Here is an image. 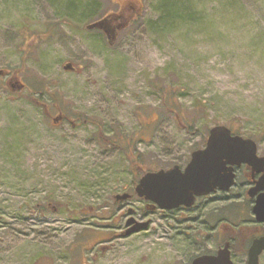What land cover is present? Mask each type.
Here are the masks:
<instances>
[{"label": "rangeland", "instance_id": "obj_1", "mask_svg": "<svg viewBox=\"0 0 264 264\" xmlns=\"http://www.w3.org/2000/svg\"><path fill=\"white\" fill-rule=\"evenodd\" d=\"M183 1L199 15L160 25L157 0H98L108 36L57 1L0 0V264H187L169 212L122 237L113 194L134 193L141 167L184 165L216 124L264 156V0Z\"/></svg>", "mask_w": 264, "mask_h": 264}, {"label": "water", "instance_id": "obj_2", "mask_svg": "<svg viewBox=\"0 0 264 264\" xmlns=\"http://www.w3.org/2000/svg\"><path fill=\"white\" fill-rule=\"evenodd\" d=\"M104 21L99 20L89 28L102 27ZM67 70H74L71 62L64 64ZM257 142L251 137L233 133L225 124H216L209 130L207 146L193 151L192 158L185 168L175 164L169 168H160L145 172L138 184L136 192L140 197L151 201L154 205L169 209L181 204L192 205L197 195L208 194L217 187L228 190L235 182L234 165L248 163L254 172H263L254 190L264 189V156L257 152ZM130 194L119 196L126 199ZM259 220H264V192L257 197L253 208ZM130 226L124 235L146 228L149 221H138L132 217ZM264 248V237L254 240L249 254L248 264H258L259 254ZM194 264H233L229 245L219 250L217 255H202Z\"/></svg>", "mask_w": 264, "mask_h": 264}, {"label": "flooded vegetation", "instance_id": "obj_3", "mask_svg": "<svg viewBox=\"0 0 264 264\" xmlns=\"http://www.w3.org/2000/svg\"><path fill=\"white\" fill-rule=\"evenodd\" d=\"M62 116V115H61ZM207 146V137L203 141V144L196 146L193 151L197 149H202ZM258 149V144H257ZM193 151L191 152L188 161L180 166L185 168L192 158ZM259 156H263L257 150ZM176 164V163H175ZM174 165V164H173ZM169 167V166H168ZM235 182L228 189L216 188L215 190L209 192L208 194L197 195L192 205L181 204L174 208L164 209L158 205H154L143 197H140L136 193V185L138 184L141 176L134 184V193H130L126 190L123 192H116L113 194L114 203L116 207L121 211L120 215L116 218L117 220L127 218L124 222L123 227H121L117 232H122V237H128L124 235V232L132 225L137 224V222H132L127 224L129 219L134 217L138 221H149L146 228L134 231L133 233H138L141 231H147L151 228H155L154 221L149 218V214L156 211L169 212L171 219L169 221L168 228L174 234L179 241L186 242L188 250L190 251L191 259L187 264H194L197 257L202 255H217L219 250L225 248L229 245L231 252V259L233 264L239 256H246V264L249 262V254L251 246L255 239L264 237V220H259L257 214L254 212L253 208L256 205L257 197L260 193L264 192V189L254 190V187L258 185V180L263 174V172H254L253 167L248 163H242L240 165H234ZM245 174L244 181H241V175ZM238 189V192H234ZM234 192V193H232ZM124 193L130 194L126 199H121L119 196ZM222 194L219 199L225 203L216 209L209 210L211 212L206 214V207L209 204L205 203V199L211 198L213 195ZM132 198L139 199L144 203V206L137 210L130 207L129 204L123 203L125 200L129 201ZM51 204L44 206L43 210L48 209ZM53 208L59 209L58 206L52 205ZM125 208L126 213L125 214ZM198 212V214H192ZM231 213V216L228 215ZM239 213H244V216L239 220H232L234 215ZM212 220L214 222H212ZM215 233L218 235V239L214 242L216 243V249L210 250L205 249L204 246L208 242V237L210 234ZM117 232L115 234H117ZM131 233V235L133 234ZM130 235V234H129ZM214 237V236H213ZM188 251V253H189ZM187 253V254H188ZM264 254V248L259 254V263L261 262V257Z\"/></svg>", "mask_w": 264, "mask_h": 264}, {"label": "trees", "instance_id": "obj_4", "mask_svg": "<svg viewBox=\"0 0 264 264\" xmlns=\"http://www.w3.org/2000/svg\"><path fill=\"white\" fill-rule=\"evenodd\" d=\"M52 2L57 1V3L63 5L65 9L69 10L70 12H79L82 19L84 17L86 19H90L93 17H97L96 20L102 19L106 17L109 13H106L103 15L101 11L98 10V0H51ZM131 0L127 4H123V8H120V12L124 11L127 5H132L130 3ZM140 1V0H139ZM158 3L155 5L156 8L159 9L160 15L159 17L154 21L156 24L160 25H168L172 22H174L177 19H181V17H188V18H196L199 14L196 10H194L191 6H185L186 3L183 0H157ZM133 7V6H132ZM135 11V10H134ZM136 14V11H135ZM138 14V13H137ZM103 15V16H102ZM132 16V15H130ZM109 17V16H108ZM99 32L103 33L102 30L98 29ZM100 36V35H99ZM178 99L177 95L174 94V91L172 89H168L167 95H163V102L162 105L167 109V111L172 112V114L176 113L177 118H181V113L179 112L178 103L176 101ZM203 104V102L201 103ZM204 105V104H203ZM197 111V110H196ZM195 117V116H194ZM196 119V117H195ZM194 123V121H193ZM229 126L232 127L234 132L236 133H243L242 126L237 124L236 122H228ZM251 135V134H250ZM257 138L259 135L256 136ZM133 147V144H131ZM136 157H138V160H140L139 163L140 166L142 163V155L137 154ZM155 169L153 167H149L148 169L141 167L139 170V174H143L145 171Z\"/></svg>", "mask_w": 264, "mask_h": 264}]
</instances>
